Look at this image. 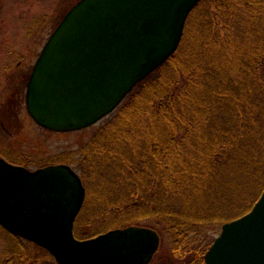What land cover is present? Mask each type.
I'll return each instance as SVG.
<instances>
[{"label": "trees", "instance_id": "obj_1", "mask_svg": "<svg viewBox=\"0 0 264 264\" xmlns=\"http://www.w3.org/2000/svg\"><path fill=\"white\" fill-rule=\"evenodd\" d=\"M61 160L87 190L76 237L148 227L172 263L205 264L220 228L264 191V0H200L178 51ZM98 172L115 198L92 202ZM14 237L3 264H55Z\"/></svg>", "mask_w": 264, "mask_h": 264}, {"label": "water", "instance_id": "obj_2", "mask_svg": "<svg viewBox=\"0 0 264 264\" xmlns=\"http://www.w3.org/2000/svg\"><path fill=\"white\" fill-rule=\"evenodd\" d=\"M200 0H80L49 37L28 82L27 107L42 127L78 131L113 113L179 49ZM86 199L68 164L29 170L0 157V224L46 249L57 264H150L160 235L147 227L75 236ZM205 264H264V191L225 223Z\"/></svg>", "mask_w": 264, "mask_h": 264}, {"label": "rangeland", "instance_id": "obj_3", "mask_svg": "<svg viewBox=\"0 0 264 264\" xmlns=\"http://www.w3.org/2000/svg\"><path fill=\"white\" fill-rule=\"evenodd\" d=\"M79 1L0 0V157L31 171L65 164L62 156L79 150L107 118L84 130L56 132L40 127L26 110L27 79L51 34ZM98 173L89 183L92 202L111 195L110 191L104 190L107 186L104 179L109 176ZM221 229L210 240L216 239ZM85 231L89 232V228ZM18 241L0 225V264L17 252L15 243ZM170 250V244L160 240L150 264H175L168 258ZM39 252L34 247L29 251L34 256Z\"/></svg>", "mask_w": 264, "mask_h": 264}, {"label": "flooded vegetation", "instance_id": "obj_4", "mask_svg": "<svg viewBox=\"0 0 264 264\" xmlns=\"http://www.w3.org/2000/svg\"><path fill=\"white\" fill-rule=\"evenodd\" d=\"M32 71H33V69H32ZM31 74H32V72H31ZM31 74H30V77H31ZM30 77H28V79H27V83H26V94H25V104H26V110H27V112H28V108H27V92H28V82H29Z\"/></svg>", "mask_w": 264, "mask_h": 264}]
</instances>
